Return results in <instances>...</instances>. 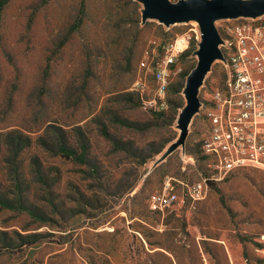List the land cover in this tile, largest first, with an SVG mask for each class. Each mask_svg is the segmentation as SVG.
Listing matches in <instances>:
<instances>
[{"label": "rangeland", "instance_id": "374dc122", "mask_svg": "<svg viewBox=\"0 0 264 264\" xmlns=\"http://www.w3.org/2000/svg\"><path fill=\"white\" fill-rule=\"evenodd\" d=\"M142 9L138 0L3 7L0 197L14 209L0 208V264H264V171L210 182L200 201L184 188L216 175L199 141L211 95L224 88L221 60L198 89L202 105L183 144L163 158L181 137L200 32L194 21L143 22ZM244 24L264 30V13L215 21L221 41ZM183 35L189 46L171 67L164 108L154 111L153 79L139 63ZM62 145L77 155L84 146L85 156L65 160Z\"/></svg>", "mask_w": 264, "mask_h": 264}, {"label": "built area", "instance_id": "2783aa9c", "mask_svg": "<svg viewBox=\"0 0 264 264\" xmlns=\"http://www.w3.org/2000/svg\"><path fill=\"white\" fill-rule=\"evenodd\" d=\"M224 33L228 38L219 46L221 52L228 51L219 63L226 72L224 88L211 95L204 113L206 130L199 141L216 175L184 185L186 196L193 201L206 197L209 182L220 181L230 173L264 171V30L244 24ZM189 43L190 37L180 36L164 45L160 58L140 61L139 68L153 79L152 96H147L148 106L154 111L164 108L171 67ZM139 86L143 93L144 86Z\"/></svg>", "mask_w": 264, "mask_h": 264}, {"label": "water", "instance_id": "95a60500", "mask_svg": "<svg viewBox=\"0 0 264 264\" xmlns=\"http://www.w3.org/2000/svg\"><path fill=\"white\" fill-rule=\"evenodd\" d=\"M143 9L141 19H153L159 24L170 26L177 23L194 21L200 32L199 49L195 52L198 62L186 78L183 93L186 106L179 115L177 124L181 137L177 145L170 147L165 158L178 145H182L187 134V126L193 114L200 107L197 95L205 75L215 60L223 61L219 46L221 38L215 27L219 19L255 18L264 13V0H138ZM162 158V159H163ZM161 159V160H162Z\"/></svg>", "mask_w": 264, "mask_h": 264}, {"label": "trees", "instance_id": "16d2710c", "mask_svg": "<svg viewBox=\"0 0 264 264\" xmlns=\"http://www.w3.org/2000/svg\"><path fill=\"white\" fill-rule=\"evenodd\" d=\"M9 1L10 0H0V14H1V11H2L3 7ZM82 14H83V1H81L79 13H78V19H77V22L75 23V26H73V28L74 27L75 28H78L80 26L81 21H82ZM85 152H86V150H85V147L84 146H81V154L77 155V152L75 150H73L72 148H70V147H68L66 145H62V146L59 147V149L57 151V154L59 155V157L65 159V160H73V159H76V158H82V157H84L85 156ZM20 200L21 199H18V203H19L18 206L19 207H22V205L20 204ZM0 208H4V209H14V205H13V202L12 201H10V200H8L6 198H1L0 197ZM18 237H19V239L22 238L20 235H18ZM23 239H21V240H23ZM22 244H25V243H22ZM3 248H7V247H4L3 246Z\"/></svg>", "mask_w": 264, "mask_h": 264}]
</instances>
